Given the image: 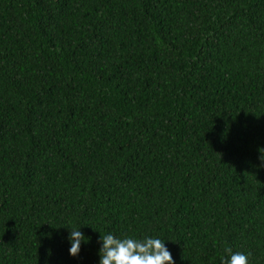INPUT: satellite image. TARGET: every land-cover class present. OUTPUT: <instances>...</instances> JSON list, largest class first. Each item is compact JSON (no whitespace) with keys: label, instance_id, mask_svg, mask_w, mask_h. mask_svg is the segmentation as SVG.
I'll return each instance as SVG.
<instances>
[{"label":"trees","instance_id":"16d2710c","mask_svg":"<svg viewBox=\"0 0 264 264\" xmlns=\"http://www.w3.org/2000/svg\"><path fill=\"white\" fill-rule=\"evenodd\" d=\"M261 149L264 0H0V264H264Z\"/></svg>","mask_w":264,"mask_h":264},{"label":"clouds","instance_id":"9594fccd","mask_svg":"<svg viewBox=\"0 0 264 264\" xmlns=\"http://www.w3.org/2000/svg\"><path fill=\"white\" fill-rule=\"evenodd\" d=\"M264 153V149L260 150ZM260 159L264 161V154ZM68 239L71 242L69 254L77 256L81 241L89 239L78 229H70ZM102 241L98 249L99 264H174L170 251L166 248L164 240L145 237L143 239L133 236L117 237L111 233L100 236ZM226 257L220 264H249L248 255L242 252H233L230 247L224 249Z\"/></svg>","mask_w":264,"mask_h":264}]
</instances>
